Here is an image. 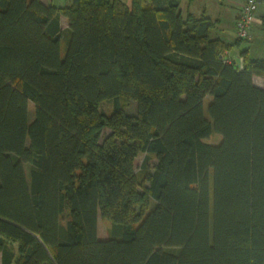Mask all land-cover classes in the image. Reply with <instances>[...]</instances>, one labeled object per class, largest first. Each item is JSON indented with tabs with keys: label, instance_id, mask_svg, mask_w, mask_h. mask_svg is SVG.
<instances>
[{
	"label": "trees",
	"instance_id": "obj_1",
	"mask_svg": "<svg viewBox=\"0 0 264 264\" xmlns=\"http://www.w3.org/2000/svg\"><path fill=\"white\" fill-rule=\"evenodd\" d=\"M215 24L180 0H0V264H264V58L225 61L243 38Z\"/></svg>",
	"mask_w": 264,
	"mask_h": 264
},
{
	"label": "rangeland",
	"instance_id": "obj_2",
	"mask_svg": "<svg viewBox=\"0 0 264 264\" xmlns=\"http://www.w3.org/2000/svg\"><path fill=\"white\" fill-rule=\"evenodd\" d=\"M126 1V0H122ZM239 1V2H237ZM244 0H231L230 3L237 7V15L239 12V7L243 3ZM182 13L185 14L187 9L191 10L194 14L200 16L202 12H205V15L211 17L212 19H219L215 26L210 31V37H221L223 39H227L230 42H235L237 40V34H236V28H235V12L233 11V8L230 6L229 2L227 0H180ZM239 5V6H238ZM259 8V7H258ZM63 29L66 28L64 21L61 22ZM253 26V24H252ZM254 37L252 29H251V36L248 39H243L240 43V47H247L249 44L246 42V40L251 41ZM261 40H258L256 42V45H254L252 56L253 58H264V34H262ZM67 34L66 32L63 35L62 41H61V58L64 59L67 51ZM257 50L255 52L254 50ZM230 52V51H229ZM232 52V51H231ZM260 76H255L253 81L256 85L262 84ZM209 101L208 99L204 103V114L205 117L209 118L208 111H207V105ZM101 110H103L106 114L110 115L112 113L113 104L110 101H105L100 106ZM28 110L30 117L33 116V110L34 105L32 102H29ZM127 113L129 114H135L136 113V102H131V104L127 108ZM110 130H105V135L109 134ZM222 137L221 135L213 132L209 137L205 138L203 141L217 145L220 143ZM145 158V154L141 153L137 159H136V169L138 170ZM156 161L152 160L150 162V165H153ZM25 170L27 177L29 178L30 173V165L25 164ZM111 223L110 221L103 219L101 216H99L98 219V234L100 237L104 238L107 237L110 233ZM176 251V250H175Z\"/></svg>",
	"mask_w": 264,
	"mask_h": 264
},
{
	"label": "crops",
	"instance_id": "obj_3",
	"mask_svg": "<svg viewBox=\"0 0 264 264\" xmlns=\"http://www.w3.org/2000/svg\"><path fill=\"white\" fill-rule=\"evenodd\" d=\"M227 1L229 2L230 6L233 8V11L235 12L234 20H236V17H237V7H234L230 3L231 0H227ZM41 2H43L46 5H53L55 7H64V6L68 5V4H70L72 2V0H41ZM237 2H239V1H237ZM181 10H182V8H181ZM187 11H191V10L187 9ZM201 15H205V12L203 11ZM263 15H264V0L260 1L259 8H258V11H257V14H256V21L253 23V26H252V32H253L254 37L252 38L251 41H249L250 39L249 40H246V42L249 44V46H247V47L235 46L234 49H233V51L231 52L233 58L239 64L242 63V58L240 56L241 50L248 49L250 56L253 57L252 56V52H253L254 45H256V42L258 40L263 39L262 38V34H264V26L262 25V20H261V17ZM205 16H207V15H205ZM207 17H209V16H207ZM209 18H211V17H209ZM212 20L213 21H216V23H217V21L219 19L218 20L217 19H215V20L212 19ZM62 21H64L65 27H67L68 26V20L65 17H62L61 18V22ZM218 38H221V37H218ZM221 39H223V38H221ZM223 40H225L226 42H230L227 39H223ZM230 43H233V42H230ZM254 51L257 52L256 49ZM261 81H262V79H261ZM262 85H263V81H262L261 86ZM100 238L103 239L102 237H100Z\"/></svg>",
	"mask_w": 264,
	"mask_h": 264
},
{
	"label": "built area",
	"instance_id": "obj_4",
	"mask_svg": "<svg viewBox=\"0 0 264 264\" xmlns=\"http://www.w3.org/2000/svg\"><path fill=\"white\" fill-rule=\"evenodd\" d=\"M259 4L260 0H244L240 5L239 12L235 20L236 34L239 38H250L252 24L256 21ZM223 57L227 62L233 61V56L229 51H225Z\"/></svg>",
	"mask_w": 264,
	"mask_h": 264
}]
</instances>
